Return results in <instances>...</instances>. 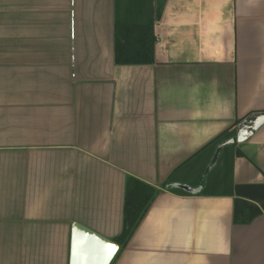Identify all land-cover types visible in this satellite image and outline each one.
I'll use <instances>...</instances> for the list:
<instances>
[{
	"label": "crops",
	"instance_id": "0c3cea01",
	"mask_svg": "<svg viewBox=\"0 0 264 264\" xmlns=\"http://www.w3.org/2000/svg\"><path fill=\"white\" fill-rule=\"evenodd\" d=\"M151 7L154 62L117 64L115 0H0V264H68L74 222L117 237L127 176L160 187L264 111V0ZM234 150L264 184V125ZM236 198L163 190L111 264H264Z\"/></svg>",
	"mask_w": 264,
	"mask_h": 264
},
{
	"label": "trees",
	"instance_id": "16d2710c",
	"mask_svg": "<svg viewBox=\"0 0 264 264\" xmlns=\"http://www.w3.org/2000/svg\"><path fill=\"white\" fill-rule=\"evenodd\" d=\"M152 0H115V62L117 64H147L155 59L156 36L153 20ZM236 135V129L225 131L207 146L181 164L160 187L151 185L134 176H127L123 229L115 238L119 251L127 245L151 204L163 191L194 195L174 183L188 184L193 188L201 187L195 195H236L234 207L235 223H250L264 212V184L234 185L232 174L234 160L241 155L234 150L235 144L227 145L221 151L215 166L205 174L206 168L220 143ZM218 173L213 176V173ZM251 199L260 204L243 200ZM114 258V259H115Z\"/></svg>",
	"mask_w": 264,
	"mask_h": 264
},
{
	"label": "water",
	"instance_id": "95a60500",
	"mask_svg": "<svg viewBox=\"0 0 264 264\" xmlns=\"http://www.w3.org/2000/svg\"><path fill=\"white\" fill-rule=\"evenodd\" d=\"M264 125V111L255 112L247 116L236 125V135L218 145L206 168L207 174L217 163L224 147L235 143H245ZM175 187L182 188L196 194L201 187L193 188L188 184L174 183ZM110 245L114 247H110ZM119 251V244L92 228L79 222L71 226L68 264H111Z\"/></svg>",
	"mask_w": 264,
	"mask_h": 264
},
{
	"label": "rangeland",
	"instance_id": "374dc122",
	"mask_svg": "<svg viewBox=\"0 0 264 264\" xmlns=\"http://www.w3.org/2000/svg\"><path fill=\"white\" fill-rule=\"evenodd\" d=\"M217 174H218L217 172H216V173L214 172V173H213V176H217Z\"/></svg>",
	"mask_w": 264,
	"mask_h": 264
},
{
	"label": "snow or ice",
	"instance_id": "6c2138e0",
	"mask_svg": "<svg viewBox=\"0 0 264 264\" xmlns=\"http://www.w3.org/2000/svg\"><path fill=\"white\" fill-rule=\"evenodd\" d=\"M110 247H114V246L110 245Z\"/></svg>",
	"mask_w": 264,
	"mask_h": 264
}]
</instances>
